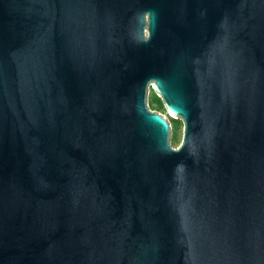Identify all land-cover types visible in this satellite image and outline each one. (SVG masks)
<instances>
[{"label":"water","instance_id":"1","mask_svg":"<svg viewBox=\"0 0 264 264\" xmlns=\"http://www.w3.org/2000/svg\"><path fill=\"white\" fill-rule=\"evenodd\" d=\"M0 264H264V0H0Z\"/></svg>","mask_w":264,"mask_h":264},{"label":"rangeland","instance_id":"2","mask_svg":"<svg viewBox=\"0 0 264 264\" xmlns=\"http://www.w3.org/2000/svg\"><path fill=\"white\" fill-rule=\"evenodd\" d=\"M156 93L151 88L149 90L148 104L151 110L161 113L162 115L167 116L168 120L172 125L171 132V143L173 148H178L183 140L184 124L181 120L174 119L168 115L163 103L161 104L156 100Z\"/></svg>","mask_w":264,"mask_h":264},{"label":"trees","instance_id":"3","mask_svg":"<svg viewBox=\"0 0 264 264\" xmlns=\"http://www.w3.org/2000/svg\"><path fill=\"white\" fill-rule=\"evenodd\" d=\"M156 100L162 104V101H161V99H160V98H158L157 96H156Z\"/></svg>","mask_w":264,"mask_h":264},{"label":"snow or ice","instance_id":"4","mask_svg":"<svg viewBox=\"0 0 264 264\" xmlns=\"http://www.w3.org/2000/svg\"><path fill=\"white\" fill-rule=\"evenodd\" d=\"M156 85L155 84H153V87H155ZM175 110V109H174Z\"/></svg>","mask_w":264,"mask_h":264}]
</instances>
